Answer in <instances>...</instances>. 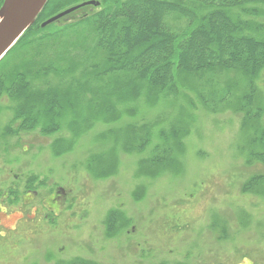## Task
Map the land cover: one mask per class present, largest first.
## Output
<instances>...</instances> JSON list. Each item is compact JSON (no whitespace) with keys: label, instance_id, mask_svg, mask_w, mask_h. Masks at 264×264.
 Wrapping results in <instances>:
<instances>
[{"label":"trees","instance_id":"trees-1","mask_svg":"<svg viewBox=\"0 0 264 264\" xmlns=\"http://www.w3.org/2000/svg\"><path fill=\"white\" fill-rule=\"evenodd\" d=\"M85 1L48 0L0 60V101L10 102L12 115L3 135L38 131L46 137L65 128L70 138L51 143L52 153L59 156L94 123L110 125L122 118V111L129 113L119 109L122 104L140 97L147 104L161 97L175 99L185 84L205 111L241 115L239 155L248 165L264 166V104L256 87L264 72V24L231 13L254 15L246 7L264 0H93L97 7H83L41 27L48 18ZM231 73L240 81H221ZM188 105L196 108L193 100ZM187 134V127L177 125L159 131L154 143L149 126L129 124L100 138L122 136L126 154L149 148L137 174L155 178L180 173ZM117 168L114 152H101L85 165L96 179L113 176ZM41 184L38 176L27 177L26 193ZM241 192L264 197V175L249 178ZM19 195L9 189L3 197L14 204ZM128 225L119 210H111L104 220L105 235L114 236ZM66 264L94 263L74 259Z\"/></svg>","mask_w":264,"mask_h":264},{"label":"rangeland","instance_id":"rangeland-1","mask_svg":"<svg viewBox=\"0 0 264 264\" xmlns=\"http://www.w3.org/2000/svg\"><path fill=\"white\" fill-rule=\"evenodd\" d=\"M246 8L256 13H231L264 24V4ZM233 79L240 81L232 73L221 81ZM256 87L263 105L264 72ZM188 88L184 84L177 98L161 97L155 104L143 97L122 104L119 109L129 113L122 111V118L110 125L94 123L59 156L51 143L70 138L65 128L46 137L38 131L3 135L12 115L10 102L2 99L0 264H66L74 259L94 264H264V197L241 192L249 178L264 175V166L248 165L239 155L241 115L205 111ZM129 124L149 126L154 143L159 131L187 127L180 173L139 176L138 162L148 157L149 148L126 154L122 136L100 138ZM101 152H114L118 168L113 176L96 179L85 165ZM32 175L42 184L26 193L25 180ZM9 189L20 194L14 204L3 197ZM115 209L129 225L107 237L104 220Z\"/></svg>","mask_w":264,"mask_h":264},{"label":"water","instance_id":"water-1","mask_svg":"<svg viewBox=\"0 0 264 264\" xmlns=\"http://www.w3.org/2000/svg\"><path fill=\"white\" fill-rule=\"evenodd\" d=\"M48 0H3L0 7V60L35 22ZM93 0L68 8L45 20L41 27L58 22L74 11L86 6H98Z\"/></svg>","mask_w":264,"mask_h":264}]
</instances>
